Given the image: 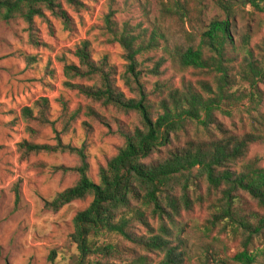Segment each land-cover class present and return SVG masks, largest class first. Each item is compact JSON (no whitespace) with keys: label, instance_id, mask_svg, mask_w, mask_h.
<instances>
[{"label":"clouds","instance_id":"clouds-1","mask_svg":"<svg viewBox=\"0 0 264 264\" xmlns=\"http://www.w3.org/2000/svg\"><path fill=\"white\" fill-rule=\"evenodd\" d=\"M51 3L30 21L0 10V264H264V203L246 191L264 181V0H83L66 28ZM84 32L83 83L108 77L118 102L62 88L80 82L63 44Z\"/></svg>","mask_w":264,"mask_h":264},{"label":"trees","instance_id":"trees-1","mask_svg":"<svg viewBox=\"0 0 264 264\" xmlns=\"http://www.w3.org/2000/svg\"><path fill=\"white\" fill-rule=\"evenodd\" d=\"M33 3H34V0H0V10H2L4 8L8 9V13L5 15V19H11L13 13L18 12V11H22L24 7H27L30 10V13L28 16V20L30 21L32 14L39 15V13H40V10L32 8ZM65 3L68 4L69 6H71L72 8H77L78 6H80L82 4L80 0H65ZM48 6H49V9L51 10V8H52L51 0H48ZM64 13H65V15L62 18L65 19L66 23H68L69 20L67 18V13L65 11H64ZM216 31H224L225 35H227V29L226 28L216 29ZM212 39L215 40V36H213ZM88 45H89V42L84 41L83 43H81L77 47L75 57L78 60V64L72 63L71 66L66 65L65 66V75L67 74V72L71 71V72L75 73L76 76L80 77V80H84L85 76L87 75V73L84 72V65L85 64L88 65V72H95L96 71L94 65L89 63ZM81 46H83V47H81ZM191 59L194 62L199 61L198 56H193V57H191ZM127 70L132 71L133 75H135V65L134 64H132V65L127 64ZM104 80H105L104 88L99 90V91H95V92L93 91V88H94L93 85L92 86L85 85V84L74 85L72 83V81H70V80H69V82L66 83V85L69 87H75V88L79 89L82 94H84L87 98H91L96 103H98L99 100L105 96L107 97V102H118L119 96L123 93H121L120 91H117L113 88L112 84L108 80V77H104ZM42 100L44 101L45 106H48L50 104V101L47 98H42ZM36 103L38 105L40 102L37 101ZM138 107L142 108V105H139ZM90 110L93 112V110L91 108H90ZM23 112L25 114H30L31 108L26 107L23 109ZM22 143L27 144V141H23ZM30 150H33V149H30ZM134 153H135V149H133L131 147V145L129 144V154H134ZM127 158H128V154H122L121 155V162L123 160H126ZM106 165L109 168H112L114 166L113 164L108 163V161H107ZM99 172L101 174L103 173V167L100 168ZM102 182L105 183V189L106 190L101 193V189L99 188V186H97L98 193H101V195L105 199H112L113 195L111 192V188L106 183V178H104V180ZM240 183L243 186V181H241ZM112 187H115V188L120 187L118 179L112 185ZM68 190L73 191V189L71 187H69ZM246 191L249 192V195L252 197L253 200H259L262 203H264V181L257 183L253 188L246 189ZM153 199H155L154 195H153ZM157 210H160L159 209V203H157ZM93 211L96 213L95 220L99 221L101 210H100L98 205L95 206L93 209H90L89 212L85 214V217H82V218L91 219ZM145 227H148V225H145ZM149 230L151 231V229H149ZM133 243H134V241H133ZM152 246L157 247V248L166 247V242L163 241L161 238H156L154 240ZM174 251L175 250H172L169 252L168 264H176V257L174 256Z\"/></svg>","mask_w":264,"mask_h":264},{"label":"rangeland","instance_id":"rangeland-1","mask_svg":"<svg viewBox=\"0 0 264 264\" xmlns=\"http://www.w3.org/2000/svg\"><path fill=\"white\" fill-rule=\"evenodd\" d=\"M80 1H81L82 4H81L80 6H78L77 8H72L71 6H69L68 4L65 3L66 7L64 8V11L67 13V18H68L69 22L66 23L65 19H63V18L61 17V19L64 20V24L61 25V27L66 28L67 25L70 23V21H72V20H76V19H77L78 15H79V8H81V7L87 8V7H88V5H86V4L83 3V0H80ZM92 2H95V0H92ZM54 15H55V14L53 13V16H54ZM53 27H54L53 24H49V25H47V30H48V35H49V36L55 41V40H56V37L53 35V32H52ZM80 27H82V23L80 24ZM99 27H100V26H98V25H91V28H93V29H97V31L99 30ZM58 30H59V29H58ZM77 31H79V27H78ZM88 34H89L88 32H84V33H83L84 39L81 40L79 43H74V42H72L71 37H69L68 41H66V42L63 44V50L67 51V53H68V57H64V59H67V58L70 57V58L72 59V63L78 64V60H77V58L75 57L76 49H77V47H78L81 43H83L84 41H88L89 44L92 43V41H90V40L87 39ZM105 43H107V42H105ZM49 47H50V48H51V47H61V45H60V44H53V45H51V46H49ZM74 49H75V53L73 52ZM112 54H113V55H119V54L116 52L115 49L112 50ZM105 59H107V56L105 57ZM51 63H52V59H51V56H50V58H49V64H51ZM56 63H58V64H59V63H62V59H61L60 57H56ZM65 66H66V65H65ZM65 66H64V69H63V72H64V73H65ZM116 67H120V65H117ZM123 67L127 69V63H126ZM2 81H3V76L0 75V105H3V103H4V99H5V94H4V93H5V89H4V87H3V83H2ZM83 81H84V80H80V82H77V83H73V82H72V83H73L74 85L85 84V83H83ZM67 82H69V80L65 79L64 82H63V84H62V88H66L70 94H73V95L75 96V98H76L78 104L80 103V100H79L80 96H83V97L85 98V100L88 99L84 94H82V93L80 92L79 89H77V88H75V87H69V86H67V85H66ZM85 85L92 86L90 83L85 84ZM41 91H43V89H41ZM121 93H122V92H121ZM123 94H124V93H123ZM42 98H47V99L50 101V104L53 103V98H52V97H49V96H42L41 99H42ZM56 99L58 100L59 97H57ZM12 101L15 102V96L12 97ZM93 103H96V102L93 101ZM85 106L91 108L89 105H85ZM100 106H101V107H104L103 105H100ZM26 107H29V105H28V104H25L24 107H23V109L26 108ZM91 109H92V108H91ZM92 110H93V112L90 110V115H92L93 118H94L98 123H100L104 128H106V129L108 130V133H112L113 129L111 128V126H110L109 124H107V123H104V121H106L107 118H106V117H103V116H102L98 111H96L95 109H92ZM84 125L89 126V127H92V125H90V124H89V121H87V120L84 121ZM112 146H113V148H118V147H119V144H118V142H114ZM104 163L107 164V159H105ZM100 168H101V167H98V171H100ZM70 183H71V182H70Z\"/></svg>","mask_w":264,"mask_h":264}]
</instances>
